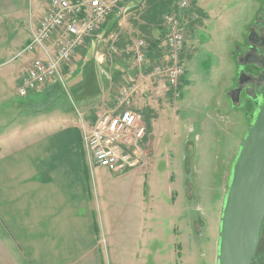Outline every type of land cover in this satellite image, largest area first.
Listing matches in <instances>:
<instances>
[{
	"label": "crops",
	"instance_id": "crops-1",
	"mask_svg": "<svg viewBox=\"0 0 264 264\" xmlns=\"http://www.w3.org/2000/svg\"><path fill=\"white\" fill-rule=\"evenodd\" d=\"M244 1H238L239 4L232 5V8L236 10L243 5L247 7V0ZM145 2L146 0H126L120 7L122 11L115 9L101 27L102 32L97 33L95 39L89 40L76 54L74 67L71 68H74V73L68 72L72 76L70 80L73 81L71 83L74 87L81 89L80 83L75 84L76 68L81 66L91 69L95 78L102 82L101 90L95 98L85 97L77 100L80 104L76 105L77 114L75 107L73 109L70 105H53L49 109L52 113L46 119L23 125L19 117H14L3 123L0 133V264H122L126 249L119 252L117 248L113 261L106 260L107 250L111 255L112 252L110 245L107 244L106 248L102 243V236L109 240L108 234L112 236L116 226L112 224V232L111 223L107 222V214L101 209L100 198L104 192L102 185L110 181L129 183V186H132L127 199L129 201L143 175V196L149 197L144 199L146 203L142 205L143 222H150L144 251L148 256L154 253L149 249L150 240L155 241L156 228L154 191L149 183L152 168L137 167L118 173L105 167L91 166L82 138L84 128L92 127L87 124L84 113L86 115L87 111L100 112L109 109L111 98L107 96V92L111 81L124 83L137 77V84L130 87L133 98L124 107L147 115L146 123L150 130L153 129L154 121L158 119L164 106L169 107L164 90L168 87L167 82L153 75V67L152 70H136L130 66L129 54L133 46L128 35L134 34V27L141 28L146 25L151 28L153 39L147 49V59L152 66L158 61L167 60L166 28L163 22L165 10L156 13L153 9H146L145 16L141 15L142 19L138 20L140 16L137 14ZM166 2L168 4V1H164V4ZM197 3L198 0H193L189 12L196 14L198 19H187L186 31L191 28L194 31L206 28L211 17V8L207 9L204 2L201 6ZM28 4L30 12L27 17ZM46 6L41 1L34 0H0V87L4 82H12L17 90L32 59V55H19V52L30 41ZM175 10L178 11V7ZM248 14L247 7L242 10L241 19L244 20ZM250 14L252 17L256 12L252 10ZM180 15L182 16V13ZM226 25L231 26V22ZM112 27H117L122 34L121 41L114 49L116 53L113 59L101 47L106 41V33ZM228 31L226 35L212 31V40L206 44L218 58L219 66L216 71L213 68V74L218 79L227 75V63L233 61L227 50ZM221 39L223 41L220 44ZM197 42V32L185 40L179 53L181 63L183 52L188 55L189 50L195 55L197 50L194 46ZM133 66L141 68L136 64ZM52 85L47 84L40 88L39 94L54 96L56 87L52 88ZM116 109L115 106L114 110ZM39 111L42 109L27 110L26 113L31 116L46 112ZM23 115L22 118L25 117ZM170 198L172 199V191ZM171 210L173 211H169L167 216L169 222L166 230L169 231V240L164 243L162 241L160 249L169 252L165 256L168 261L179 264L177 256L178 253H183V250H179L182 245L177 244V240L182 237L180 224L185 219V214L182 208L175 209L174 205ZM121 216H126V209L121 212ZM172 217L175 218L171 221ZM162 231H165V226ZM124 239L128 238L123 237L121 247L127 244L123 243ZM160 253L163 257L164 252ZM129 256L132 257L129 264H135V261L139 260L136 253Z\"/></svg>",
	"mask_w": 264,
	"mask_h": 264
},
{
	"label": "rangeland",
	"instance_id": "rangeland-1",
	"mask_svg": "<svg viewBox=\"0 0 264 264\" xmlns=\"http://www.w3.org/2000/svg\"><path fill=\"white\" fill-rule=\"evenodd\" d=\"M37 1L40 0H34V2ZM164 1H168V4L167 2V5L164 4ZM238 1L240 0H198L199 6L204 2L207 5L206 8H211L212 12L206 28L195 31L191 28L185 31V40L197 32L198 42L194 46L197 50L195 55L189 50L188 55L185 52L182 53L184 75L176 87L180 95L176 96V89L167 83L168 87L164 90L165 100L169 102V107L164 106L151 130L146 123L147 115L144 116L139 113L147 126V136L144 141L132 145L129 150L133 163L121 170L112 171L123 173L137 167L152 168L149 183L154 191L153 200L156 206V210L154 209V217L156 218L155 241L150 240L149 245V249L154 252L152 255L148 256L144 251L150 224V222H143L144 214L142 211L144 209L142 205L146 203L144 199H149V197L143 196L144 175L140 178L139 186L133 192L132 198L129 199L131 203L127 200L129 190L132 187L129 186V183L110 181L104 182L102 185L104 192L100 198L101 209L107 214V222L108 224L111 223L112 232V224L116 226V231L113 232L112 236L108 234L109 240L102 236L104 238L102 243L106 248L107 244L111 246L112 255L106 249L108 262L113 261L118 248L119 252L121 249H126V257H123L122 264H129L132 258L129 255L133 253L139 255V260H136L135 264H164V262L165 264L168 262L172 264L165 257L169 252L160 248L162 241L164 243L169 240L167 237L169 231L166 232L169 222L167 216L169 211H173L171 208L174 205L175 209L182 208L185 214V219L180 224V226L182 225V237L177 240V244L181 243L182 245V249L179 250H183V253H178V263L217 264L221 209L231 177L232 165L240 142L252 123L257 106L253 100L244 96H242L240 103L233 104L229 98L232 88L237 83L233 61L227 63V67H229L227 75L222 79L216 78L213 74V68L216 71V67L219 66L218 58L214 52L212 53L207 48L208 45L206 44L212 40L210 35L212 31L226 35L227 29H229L227 34L228 54L229 56L233 53L236 54L246 35L245 23L241 19L242 10L247 8L246 5L236 10L232 8V5L239 4ZM177 2V0H146L143 8H140V13L137 14L140 16L138 20L145 16L146 9H153L156 13L163 10H165L164 13L176 11ZM29 12L30 6L28 4L27 17ZM191 16V12H189L186 19ZM238 16H240L239 19L234 21ZM228 22H231L229 27L226 25ZM134 29V34L128 35L133 46L131 54H129L130 66L132 65L136 70L145 68L152 70L153 66L148 59L141 68L132 64L138 42L144 40L148 47L152 42L151 28L146 25L141 28L134 27ZM101 32L99 30L98 34ZM111 34L114 35L113 38L109 37ZM95 35L97 34L95 33ZM95 35L89 37L88 41L95 39ZM121 35V31L117 27H112L105 35L106 41L101 45L112 59L116 53L114 50L116 44L121 41ZM222 41L223 39H221L220 44ZM74 58L63 69L62 78L49 80L25 96L17 93L12 82L7 84L4 82L3 86L0 87V133L3 129V123L14 117H19V120H22L21 124L27 125L33 121L48 118L52 113L49 109L53 105H70L73 109L75 107L74 111L76 112V105H80L77 103L79 98H95L97 96L101 90L102 82L95 78L91 69H85L84 66L76 68L75 84L80 83L81 89L79 87L76 89L71 83L73 81L70 80L72 76L69 73H74V68L71 69L74 67ZM135 79L124 83L111 81L107 92V96L111 98L109 109L100 112L87 111L86 115L84 113L87 124L92 126L99 116L115 111L119 91L124 87H134L137 84ZM162 79L166 81L165 78ZM47 84H53L52 88L56 87L54 96L39 94L38 90ZM144 92L146 93V91ZM154 98L157 97L154 96ZM22 109L26 110L22 111ZM37 109H42L39 112H46L27 116V110L36 111ZM22 115L24 118L21 117ZM149 119L151 118L149 117ZM171 191L172 199L170 198ZM129 203L130 207L127 208ZM125 209L126 216L122 217L121 212ZM173 218L175 217L170 220L172 221ZM185 221H187L186 226H184ZM163 226H165V231H162ZM179 227L177 228L179 229ZM123 237L128 239H124L123 243L127 244L121 247ZM160 252H164L163 257H161Z\"/></svg>",
	"mask_w": 264,
	"mask_h": 264
},
{
	"label": "built area",
	"instance_id": "built-area-1",
	"mask_svg": "<svg viewBox=\"0 0 264 264\" xmlns=\"http://www.w3.org/2000/svg\"><path fill=\"white\" fill-rule=\"evenodd\" d=\"M46 10L32 32L30 41L19 55L33 57L17 86L21 96L37 90L47 81L62 78V71L87 44L88 38L97 34L109 16L126 0H40ZM178 11L163 16L167 60L153 65L152 73L165 78L174 87L179 85L184 67L179 53L185 42L186 12L193 0H177ZM182 13V16L180 15ZM190 18L195 19L196 14ZM96 36V35H95ZM113 38L114 35H110ZM147 43L140 40L133 64L142 66L147 61ZM176 96L180 95L176 89ZM132 97V88L124 87L118 93L117 109L99 116L89 129L84 128L82 138L91 166L105 167L111 171L125 168L131 162L132 145L145 140L148 130L141 115L125 108Z\"/></svg>",
	"mask_w": 264,
	"mask_h": 264
},
{
	"label": "water",
	"instance_id": "water-1",
	"mask_svg": "<svg viewBox=\"0 0 264 264\" xmlns=\"http://www.w3.org/2000/svg\"><path fill=\"white\" fill-rule=\"evenodd\" d=\"M217 248V264H264V91L232 165Z\"/></svg>",
	"mask_w": 264,
	"mask_h": 264
},
{
	"label": "flooded vegetation",
	"instance_id": "flooded-vegetation-1",
	"mask_svg": "<svg viewBox=\"0 0 264 264\" xmlns=\"http://www.w3.org/2000/svg\"><path fill=\"white\" fill-rule=\"evenodd\" d=\"M249 14L244 23L246 35L238 51L233 53V68L236 84L229 98L233 104L240 103L242 96L254 101L258 107L261 93L264 91V0H247ZM256 15L250 14V10ZM237 89V94L235 90ZM239 96L234 102L232 98Z\"/></svg>",
	"mask_w": 264,
	"mask_h": 264
}]
</instances>
